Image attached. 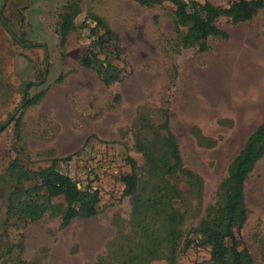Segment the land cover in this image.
Here are the masks:
<instances>
[{
  "label": "rangeland",
  "instance_id": "obj_1",
  "mask_svg": "<svg viewBox=\"0 0 264 264\" xmlns=\"http://www.w3.org/2000/svg\"><path fill=\"white\" fill-rule=\"evenodd\" d=\"M147 1L0 0V264H220L194 228L223 204L229 167L264 122V0L249 20L219 17L228 36H209L205 50L184 43L171 0ZM90 52L117 78L84 65ZM164 122L202 185L190 206L173 200L184 216L170 261L165 248L151 256V215L135 199H151V153H162L151 143ZM51 167L98 190L99 212L65 222L63 197L41 187ZM169 179L188 180L182 171ZM13 198L48 208L29 218ZM245 199L238 249L264 264V156Z\"/></svg>",
  "mask_w": 264,
  "mask_h": 264
},
{
  "label": "trees",
  "instance_id": "obj_2",
  "mask_svg": "<svg viewBox=\"0 0 264 264\" xmlns=\"http://www.w3.org/2000/svg\"><path fill=\"white\" fill-rule=\"evenodd\" d=\"M148 2L147 0H142ZM176 6V18L179 26H187L188 32L183 40L185 44H200L201 50L206 49V39L209 36H228L217 24V19L223 15L230 16L234 22L249 20L263 6L261 0H238L231 7H221L211 2L204 4L194 0H171ZM1 20L4 22L3 13ZM72 17L69 13L64 15L61 23V32L66 35L70 30ZM110 32V31H109ZM99 60L92 53L84 54L82 62L87 67L95 68L105 73L107 81L117 78L103 65L98 66ZM159 145L162 153H151V199L146 201L143 197H135L137 208L145 207L144 219L151 215V256L158 255L163 248L166 249V258L174 260L176 250L181 238L178 223L184 214L179 213L174 207L173 200L180 198L186 206H190L191 196L201 192V177L183 167L179 147L168 122L162 123L155 132L151 146ZM264 156V122L250 135L242 152L231 163L228 175L222 183L224 202L212 217L202 220L194 231L201 234L204 243L211 246L212 258L220 264H255L248 249H238L236 228L242 227L248 218V206L245 199V186L256 162ZM187 176V184H173L170 186L169 175L178 172ZM41 187L51 197L62 196L67 207L63 213L65 222L76 217H91L99 212L101 198L98 190L90 188L81 189L69 175L61 173L54 167L43 169L39 172ZM23 174L17 183L21 184ZM133 175L127 176V184L131 188L136 186ZM37 188V185L35 186ZM40 188V187H39ZM19 192L26 190L17 187ZM13 198V208L21 210L29 218L40 216L48 208L45 203L23 201ZM180 216V217H179ZM145 228L146 225H145ZM150 229V228H149ZM153 247L155 249H153ZM160 247V248H159ZM95 264H107L102 259Z\"/></svg>",
  "mask_w": 264,
  "mask_h": 264
}]
</instances>
